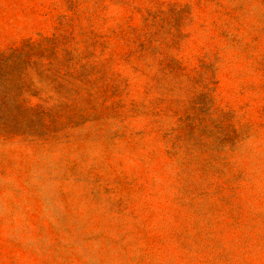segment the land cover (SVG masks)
Masks as SVG:
<instances>
[{
    "label": "rangeland",
    "instance_id": "rangeland-1",
    "mask_svg": "<svg viewBox=\"0 0 264 264\" xmlns=\"http://www.w3.org/2000/svg\"><path fill=\"white\" fill-rule=\"evenodd\" d=\"M0 264H264V0H0Z\"/></svg>",
    "mask_w": 264,
    "mask_h": 264
}]
</instances>
